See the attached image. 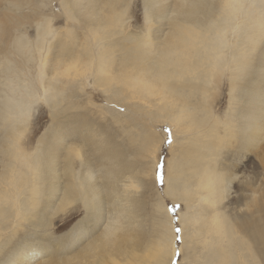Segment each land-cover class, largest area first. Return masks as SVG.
Segmentation results:
<instances>
[{
  "label": "bare ground",
  "instance_id": "6f19581e",
  "mask_svg": "<svg viewBox=\"0 0 264 264\" xmlns=\"http://www.w3.org/2000/svg\"><path fill=\"white\" fill-rule=\"evenodd\" d=\"M97 1L0 0V264H31L32 257L46 253L49 256H42L45 259L38 264H171L178 252L188 264H264V0H146L145 25H134L137 28L123 37L125 53L135 57L130 74L124 72L128 68L123 57L113 63L107 56L118 41L88 32L100 21L111 20L99 14V7L105 6ZM111 1L109 14L128 8V0ZM60 22L67 26L62 37L55 27ZM80 46L91 57L97 52L93 73L111 72L97 78L111 112L138 113L136 123L146 118L128 101L136 98L134 90L112 89L110 84L118 81L125 91L135 86L143 93L154 89L159 78L160 89L171 93L172 99L160 106L159 118L141 128L140 145L152 157L146 174L153 176L156 188L165 126L172 138L164 198H157L159 213L152 215L157 236L151 242L145 241L137 214L142 210H135L137 199L128 197L129 191L125 196L118 192V201H110L106 209L89 193L92 175H85L86 189L76 197L62 191L55 180L58 149L65 147L70 170L76 174L74 157L82 158L83 151L77 140H97L85 131L87 119L68 111L83 107L74 93L75 88L83 90L81 81L90 70ZM225 87L228 105L221 111ZM68 98L74 104L62 106ZM42 104L49 106L55 127L34 146L28 127ZM136 137L139 141L140 133L132 132L131 138ZM176 147L178 155L172 157ZM124 166L132 170L131 164ZM47 191L49 198L44 197ZM165 198L182 205L177 219L180 246ZM43 199L41 212L52 215L69 211V204L90 205L87 221L75 225L73 233H58L55 238L24 241L23 233L11 241L24 221L36 215L35 206ZM95 202H101L102 209ZM41 212L38 219L44 226L47 219ZM12 219L18 222L13 233L5 235ZM66 222L56 224V230L64 229Z\"/></svg>",
  "mask_w": 264,
  "mask_h": 264
},
{
  "label": "rangeland",
  "instance_id": "374dc122",
  "mask_svg": "<svg viewBox=\"0 0 264 264\" xmlns=\"http://www.w3.org/2000/svg\"><path fill=\"white\" fill-rule=\"evenodd\" d=\"M103 2V5L105 6L103 9L99 7L98 12L100 15L109 16L111 20H105L99 22V27L94 28L91 26L89 28L88 32H92L95 34V36H101L104 37L105 40L114 39L118 41V44L111 50L110 53H107V56L110 55L111 62L115 63V60H119L121 57L125 59V64L127 65L128 70L124 71L125 74L128 72L130 74L132 72L133 66L135 65V57H132L129 53H125V45L123 42V37H126L127 34L134 28H137L139 26L145 25V12L146 7L145 5H148L146 3V0H128V8L124 11H116L113 14H109L110 9L113 7V3L111 0H98L97 2ZM149 1V0H148ZM167 1V0H163ZM158 6H161V4L158 3ZM118 14V15H117ZM76 17L75 20H78ZM122 21V22H121ZM115 23V24H114ZM171 21L169 24L165 25L164 31H169L171 27ZM129 25V27L126 29V27ZM137 27H135V26ZM56 28L61 32L60 36H63V33H65V29L67 26L64 24V22L57 23L55 25ZM143 29L140 28V31ZM65 37V36H64ZM107 46L103 50H107ZM80 49L82 51V61L83 63L88 60V71H85L83 76V90L80 88H75L76 92L74 93V97L76 99V102L80 105H83V107L76 108L74 110L68 109L70 114H73L71 112H75L77 115V118L82 116V121L89 122L87 124L88 130H85L89 134V138L97 139L95 142L92 143L90 141L83 140H77L78 143H81L83 145V151L82 158L81 157H74V169L75 173L71 172L70 170V163L69 162V155L65 149V147L58 149L59 156L57 158V164H56V173L58 176V179L55 177L56 182L58 185H60V188L62 191L66 189V191L72 193L74 197H76L79 193H81V190L84 188L86 189V186L83 185V179L85 175H92V180L88 183V186L91 190H89V193L91 192L92 196L99 197L100 200L103 202V205L106 206L104 208L108 209V204L110 201L116 202L118 201L116 194L119 192L122 196H125L129 191L128 197L137 199L139 203H137V200L135 201V210H142L141 213H138L141 218H138V222H142L144 224V228H142V232H146V243L151 242L157 235V227L154 224V214H157L158 209L157 208V198L162 196L161 191L163 190V179H164V168L166 166V161L171 158L170 154V145L172 143L171 138V132L168 126H165L162 130L166 134V139L164 146L159 152V163L156 170V184L157 188L154 186L153 176H148L147 169L149 165H152V157L146 156L144 154L145 152L142 150L141 147V139L144 136L142 131L143 124L146 123V125L153 124V118L160 116L163 112L160 111V106H164L168 101L172 99L171 93L167 89H160L162 87L161 80L159 78L158 82L154 89H146L143 93L137 92L135 89V86L128 88V90H123L119 86L120 81L116 83L110 84L112 89L114 90L115 86H118L120 90L130 93L131 90L133 91V95L136 96V98L128 100L133 101L134 106L139 108L143 111L144 115H146V118L143 116L142 121L139 123L133 122V118H137L140 121V114L136 113V116L127 115L125 116V107L122 106L121 110L124 112L121 115L118 113L111 112L106 104V97L103 90L105 89L100 83L101 80L98 81L97 78L104 77L105 75H110L111 72H106L105 74H95L93 73L95 63H96V53L95 55L91 57L90 54H88L86 51L83 50V47L80 46ZM104 51V52H105ZM125 53V54H124ZM153 54V53H152ZM130 55V56H129ZM153 55H151L152 57ZM150 57V59H151ZM85 58V60H84ZM90 58L93 59V61H90ZM149 59V60H150ZM112 63V64H113ZM145 74H150L149 71H146ZM133 76V74H131ZM77 78V77H75ZM118 79V75H117ZM120 79L123 80V77L120 76ZM119 80V79H118ZM125 85V84H122ZM160 90H163L165 93L164 95L159 92ZM222 91V90H221ZM80 93V95H78ZM228 93L227 88H223V94H222V100L221 105L222 109L221 111L225 110L226 106L228 105V96L226 95ZM225 99H224V98ZM72 106L74 104L73 98H68L67 100L63 101L61 104L62 106ZM59 106L62 107V106ZM103 105V106H102ZM124 115V116H123ZM156 115V116H155ZM85 116V117H84ZM50 117V118H49ZM53 127H55V123L52 121V116L50 113V108L46 104H42L38 106L34 112V115L30 118V124H29V133L31 135L32 143L31 145L36 146V142L38 138L40 137H48L49 134L53 131ZM51 128V129H50ZM31 131V132H30ZM84 132V131H83ZM134 132L138 136L140 133L139 141L136 139L131 138V133ZM26 133V132H25ZM28 133V134H29ZM48 134V135H47ZM27 135V134H26ZM104 137V138H103ZM105 141H102V140ZM36 140V141H35ZM107 140V141H106ZM134 140V141H133ZM102 141V143H101ZM70 141H68L69 144ZM105 142V143H104ZM95 143V144H94ZM104 143V144H103ZM135 143V144H134ZM104 145V146H103ZM108 145V146H107ZM98 146V147H97ZM107 147V148H105ZM194 146L190 147V151H192ZM178 155L177 147L172 152V157H176ZM107 156V157H106ZM252 160H256L255 156L253 155ZM53 159L56 160V157ZM109 160V162H107ZM113 160V161H111ZM122 160L123 162H120ZM148 161V162H147ZM85 162V163H84ZM130 162V163H129ZM125 163L131 164L132 170L126 169ZM149 164V165H147ZM124 166V167H122ZM147 167V168H146ZM122 169V170H121ZM146 170V171H145ZM119 171L115 178H110L109 176L111 174L116 173ZM59 172V173H58ZM144 172V173H143ZM151 174V173H150ZM95 175V176H94ZM94 176V177H93ZM151 178V179H150ZM135 179V180H134ZM149 180V181H148ZM137 181V182H136ZM142 182V183H141ZM80 183V185H78ZM151 183V184H150ZM148 186H147V185ZM142 185H144L142 187ZM128 186V187H125ZM125 189V190H124ZM129 189V190H128ZM158 189V190H157ZM80 190V192H79ZM126 191V192H123ZM159 191V192H158ZM123 192V193H122ZM125 193V194H124ZM44 196L45 198H49V192ZM23 196V195H22ZM164 198V197H161ZM44 199L40 201V203H37V206H35L36 215L30 218V220L24 221V228H22L24 231H21L13 235V238L11 241L15 242L17 239H20L21 235H24V241L33 239V238H55L58 237V233L66 234L67 232L73 233L74 232V226L87 221V218L89 216L88 208L89 206H82L79 204V207H76L74 205H68L66 208L69 209V211H60L58 214L52 215L51 211L49 212H41V209L45 208L44 205ZM164 202H168V213L171 214L172 220L175 224V234H176V242L177 245L180 246L182 244V231L181 226L178 222V212L181 209L182 205L179 202H173L171 200H168L167 198L164 199ZM96 204L100 205V208L102 209V203L101 202H95ZM94 203V204H95ZM141 203V204H140ZM96 204L94 206H96ZM140 204V206H139ZM53 207V206H52ZM75 209V210H74ZM156 209V211H155ZM74 210V211H73ZM40 212L44 213V219L46 220V225H42L38 217H40ZM157 212V213H155ZM13 213L12 215H14ZM154 217H153V216ZM72 216V217H71ZM60 217H63L66 226L64 229L57 231L56 230V224H60V222H64V220ZM12 218V216H11ZM16 217H14L15 219ZM142 220V221H141ZM16 221V223H14ZM13 222L12 219V227L9 228V230L3 231L5 235L6 233L10 234L12 231L13 225L15 226L17 224V220ZM151 221V223H150ZM154 221V222H153ZM31 223V225H30ZM139 223V224H140ZM141 223V225H142ZM28 226V228H27ZM156 227V228H155ZM179 229V231H177ZM149 230V231H148ZM6 232V233H5ZM48 232V233H47ZM13 233V231H12ZM47 233V234H46ZM11 236V235H10ZM10 236H7L8 238ZM47 236V237H46ZM6 237V236H5ZM150 239V240H148ZM12 245V243H11ZM10 245V246H11ZM35 246V245H33ZM32 246V247H33ZM200 247V245H199ZM33 250V249H32ZM34 251H30V255ZM50 253H46L44 255L49 256ZM44 255H36L32 257V263L31 264H38L40 260H42V256ZM202 254H198L197 256V263H199V260L202 259ZM40 256V257H39ZM48 256L46 258H48ZM30 258V256H29ZM28 258V260H29ZM45 259V258H44ZM180 261L183 264H188L189 259H183V256L177 253L176 258L172 261L171 264H180ZM30 262V261H28Z\"/></svg>",
  "mask_w": 264,
  "mask_h": 264
},
{
  "label": "snow or ice",
  "instance_id": "6c2138e0",
  "mask_svg": "<svg viewBox=\"0 0 264 264\" xmlns=\"http://www.w3.org/2000/svg\"><path fill=\"white\" fill-rule=\"evenodd\" d=\"M177 231H179V229H177Z\"/></svg>",
  "mask_w": 264,
  "mask_h": 264
}]
</instances>
